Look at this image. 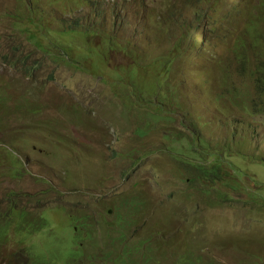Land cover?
Masks as SVG:
<instances>
[{"label": "rangeland", "instance_id": "rangeland-1", "mask_svg": "<svg viewBox=\"0 0 264 264\" xmlns=\"http://www.w3.org/2000/svg\"><path fill=\"white\" fill-rule=\"evenodd\" d=\"M140 1L99 0V7L117 3L124 9L115 41L134 47L125 55L108 54L107 66L121 69L116 73L104 58L76 49L80 39L48 28L39 9L35 17L26 15V22L40 26L36 43L29 39L35 49L21 35L26 23L16 26L8 18L29 9L20 0H0V264H20L23 257L29 264H264V117L218 95L224 66L235 68L230 56L243 30L226 13L241 19L243 7L219 0L211 12L218 28L215 57L202 61L190 53L171 68L163 80L179 90L183 109L168 108L175 119L148 128L151 118L142 119L141 104L126 86L133 70L122 68L138 62L134 52L151 38L148 57L163 60L174 39L166 33L146 36L135 19L151 0ZM201 64L209 66L210 76L197 75ZM152 66L164 71L163 62ZM196 77L204 83H194ZM154 91L152 98L159 99ZM197 136L213 143L201 157L203 165L224 149L231 158L254 157L234 159L245 167L244 177L234 170L225 177L227 167L224 178L198 180L200 164L189 144ZM12 208L20 211L9 219ZM187 256L192 260L186 262Z\"/></svg>", "mask_w": 264, "mask_h": 264}, {"label": "clouds", "instance_id": "clouds-1", "mask_svg": "<svg viewBox=\"0 0 264 264\" xmlns=\"http://www.w3.org/2000/svg\"><path fill=\"white\" fill-rule=\"evenodd\" d=\"M44 1L40 2V0H20L21 6L29 9V14H20L19 12H12L11 16H8V18L12 19V15H17L19 18H21L24 23H26V27L34 28L35 31L38 33L40 26L35 27L33 22L31 20H27L28 16L35 17V11L40 10L42 17L46 18L45 25L48 28H59V31L65 33L67 36L71 35L74 38H78L82 41V45L79 46L80 43L75 45L76 49H80L82 53L89 52V53H103L104 56L106 54V57H108V54L111 52H119L114 48V42L117 43L118 46H120L122 49L126 50H132L134 47H131L129 45L128 40H116V30H117V21L119 20V13L124 10L122 7L118 8V4H114V6H100L99 7V0H88L87 6H75L67 4V0H64L63 2L59 3L57 6H53V1L50 3L44 4ZM132 2H137L138 0H131ZM208 0H164L160 4H156L154 0H151L149 4L144 7L142 6V12L139 17L135 19V23L142 24V31L146 32V36H151L155 33H166L168 35H171L174 39L173 44V50L170 53L168 57H164L163 60L157 61L161 59L160 57L152 58L150 59L147 54V49L149 48L151 41L155 40V38L146 39V43H148L147 47L143 50L139 51L138 53L134 52L135 58H137L138 62L134 64H130V66H125L122 69L125 68L132 69L134 76L129 80H126V83L128 84V81L131 85L133 84H144V80H148V85H157L159 83L164 84L165 86L163 88H171V84L168 80H163V78L169 76L171 68L173 70L175 69V65L181 61H184L186 56L190 53H194L199 55L202 61L210 60L211 58L215 57V40L218 37V28L216 26V22L213 21V17L211 12L213 9L218 6L219 0H215V4L213 5V8L209 10L212 19L208 16L207 20L201 23L200 25L193 23L190 21V18L194 12H192V5L197 4L201 6V11H205V7L207 6ZM143 5L145 4V0L140 1ZM233 3L237 4L238 6L241 5L243 7L242 11L245 16H241V19L239 18V14L233 13L231 10H229L226 14L229 17L236 18V21L238 25L243 26V30L241 31L240 36L244 32L251 31L254 34V30L252 29L253 21L255 20L256 16L258 15V12L261 8L260 4H263V10H264V0H256V5H253L250 0H234ZM33 4L40 5L41 7H44L47 5L53 7L57 13L63 16H68V18H61L57 15L56 12H44L39 7H34ZM96 5V9H94V14H92L90 11H88V7ZM147 9V11H146ZM49 10V9H48ZM113 11V15L106 18L110 11ZM50 11V10H49ZM97 14V15H96ZM28 15V16H26ZM86 18V21H81L80 19ZM247 19H249L247 21ZM15 21V19H12ZM63 20L64 22H62ZM58 21V23H55ZM111 21V25L109 28L105 25L107 22ZM16 23V21H15ZM17 24V23H16ZM150 26H152V29L150 30ZM24 28V33L21 35L26 39L28 44L33 46L35 49L38 48V46L33 45L29 42V35L26 33V29ZM209 28L214 29L215 33L213 34L214 40L212 41L214 44V48L210 45L208 47L205 45V43L201 42L200 35L198 32H201L204 34L206 33ZM152 32L150 34V32ZM191 41V45L187 47V40ZM45 45H47L46 41ZM131 43V41H130ZM252 44H255V41L251 42ZM132 44V43H131ZM189 44V41H188ZM55 45L56 42H55ZM133 46V45H132ZM202 49V50H201ZM199 52H196L198 51ZM37 51V50H36ZM38 52V51H37ZM122 52V51H121ZM42 56L45 58L50 59L47 57V54L39 52ZM124 55L126 53L122 52ZM236 53L237 48L232 51V54L230 56L231 63L234 64L236 60ZM139 55H142V58H140ZM253 57L256 56L254 51L252 50ZM107 59H105V65L108 68V71H121V69H111L107 66ZM151 62V63H150ZM161 62H163V69H154L152 65H159ZM138 66H144L143 68H140ZM229 66V65H228ZM255 65L254 63L251 64V69H254ZM151 69V74H148V70ZM225 69H227V65L224 66V74L222 81H225L228 77V74L225 72ZM236 71V68H234ZM210 68L207 64L200 65L197 70L198 74H205L207 73L208 76H210ZM99 77V76H97ZM103 78V77H99ZM138 80V83L136 82ZM194 83L197 85H200L204 83V80L201 77H196L193 80ZM220 83V85H221ZM219 85V84H217ZM174 86V85H173ZM154 88V87H153ZM161 88V87H160ZM242 89V88H240ZM222 92H219L218 95L220 96ZM141 94V93H140ZM142 95V94H141ZM149 98H152V96H147ZM177 97V96H176ZM129 100L131 98L128 97ZM159 99L161 97L159 96ZM221 100H229L236 108L242 109L245 113H249L252 115V113L256 116L264 117V111H261L258 113L257 110H255V107L253 103L251 102H244V101H253L249 99H236V100H230L229 98H223ZM237 101V105H236ZM114 102V100H112ZM138 106V105H137ZM120 107V104H119ZM139 107V106H138ZM143 107V105H141ZM140 107V108H141ZM121 108V107H120ZM142 112V109L139 110ZM124 116V112H122ZM127 117V116H126ZM140 160H143V156H140ZM194 175H197L194 173ZM23 177V176H22ZM203 177L202 172L199 170V176H197L198 180H200ZM21 178V177H20ZM197 178H194V182L197 181ZM187 181H191V178H187ZM13 197V200L18 199L17 192H14V194H11ZM138 199V198H137ZM141 200V199H140ZM143 201V200H141ZM120 208V207H119ZM12 210V212H11ZM121 210V208L119 209ZM118 208L116 209V213L119 212ZM14 211H20L18 208H12L10 209V213H8V218L12 219L13 212ZM26 213L29 211L22 210ZM118 216V214H117ZM1 222V221H0ZM133 224V223H132ZM32 234V233H31ZM31 236V235H30ZM29 257L32 256L29 254ZM188 257V256H187ZM185 258V261L188 262V258ZM20 264H29V258L23 257L22 261H19Z\"/></svg>", "mask_w": 264, "mask_h": 264}, {"label": "trees", "instance_id": "trees-1", "mask_svg": "<svg viewBox=\"0 0 264 264\" xmlns=\"http://www.w3.org/2000/svg\"><path fill=\"white\" fill-rule=\"evenodd\" d=\"M64 0H53V6H57L59 3L63 2ZM42 2V0H40ZM67 4L75 5V6H87L88 0H67ZM215 4V0H208L207 6L205 7V11H201V6L194 4L192 5V12H194L190 18V21L193 23H196L200 25L204 21L207 20L208 16L212 19L211 14L209 10L213 8V5ZM261 8L258 12V15L256 16L255 20L252 24V29L254 30V34L251 31L244 32L242 36L239 38V42L237 41V53H236V60L234 64H231V67L235 65L236 71L234 69H230L227 65V69H225V72L228 74V77L225 81H223L220 85L222 90L219 92H222L219 96V99L223 98H229L230 100H236V99H249L253 101H244V102H251L253 103L255 110L260 113L261 111H264V10H263V4H260ZM21 17L20 14L12 15V19H15L16 26H21L22 24H25L24 21L19 18ZM213 20V19H212ZM214 21V20H213ZM26 33L29 35V38L31 39V42L34 44L36 42L32 41L35 39L36 34H38L34 28H25ZM24 30V29H23ZM215 28H209V30L204 34L201 32H198L200 35V39L202 43H205V45L208 47V45L212 46L214 48L213 40L215 33ZM255 41V44H252L251 42ZM129 42V41H128ZM114 48H116L119 52L127 53L128 50L122 49L120 46L117 45L116 42L113 43ZM129 45L131 47L132 44L129 42ZM252 50L256 54V56L253 57ZM130 51V50H129ZM92 55H97L95 57H102L108 60V57H106V54L104 56L103 53H93ZM140 58H142V55H139ZM94 57V58H95ZM90 57H87L89 59ZM94 61V60H91ZM255 65L254 69H251V64ZM106 64V63H105ZM140 68H143L144 66H138ZM30 67H28V71L30 72ZM90 71L92 74H96L98 72L96 69L91 67ZM117 73L118 71L115 70ZM99 73V72H98ZM134 76V73L132 72L131 78ZM236 79H240L239 82H234ZM128 88L132 89V94L136 96L138 100H135L137 103H140L143 105L142 107V114L145 116L142 117L144 120L145 118L149 117L151 118V124L148 128L152 127V122L156 121V123H159L161 121L166 122H172L175 117L172 115L174 111L172 109L168 108H174L177 105L176 109H183V105L179 100L176 99L177 94H179L178 89L171 88H163L165 85L162 83H159L157 85H141V84H127ZM239 86H243L242 89L238 88ZM155 88L154 93L156 95H159L161 99H154L149 98L147 96H151V91ZM161 87V88H160ZM158 89L160 91H158ZM172 91V92H171ZM142 95H141V94ZM167 99V100H166ZM6 104V103H5ZM234 105V104H233ZM237 105V101H236ZM6 107H11L10 105L6 104ZM149 131L146 130L145 133ZM170 139H172V135H169ZM185 138V137H183ZM196 139H198L199 143L193 144V141L196 142ZM189 140V144L191 145L192 153H196L197 157V163L199 162L200 168H198L202 172L203 175H205L207 178H212V180H217L224 178L222 176L221 171L225 170L228 167V172H226L225 177H230V173H233V170L236 172V177L241 178L244 177L245 173V167H239L235 165V160H244L247 161L249 158V161H252L254 157L240 155L239 157L231 158L232 152L228 153V156L226 155L227 149L223 150L221 152L218 151V154L221 152L220 155L215 158L214 161H212L209 166L206 164L203 165L202 162V155L205 153L210 154L212 151L211 148L213 147V143L208 141L207 139L202 138L201 136H197L194 139ZM227 141V140H226ZM228 143H231L230 141H227ZM195 148V149H194ZM229 150L232 149L228 146ZM231 161V163H230ZM261 162L264 163V157L261 158ZM197 163L195 165H197ZM23 176V174H21ZM204 178V176H203ZM134 201V200H131ZM138 205L143 206L145 208V204L143 201L138 199ZM117 209V208H116ZM134 223V222H133ZM133 225V224H131ZM139 253V251H138ZM188 262L192 260V258L187 257Z\"/></svg>", "mask_w": 264, "mask_h": 264}]
</instances>
